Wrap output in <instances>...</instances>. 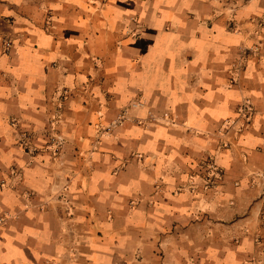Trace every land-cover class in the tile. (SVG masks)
I'll use <instances>...</instances> for the list:
<instances>
[{
    "label": "crops",
    "instance_id": "1",
    "mask_svg": "<svg viewBox=\"0 0 264 264\" xmlns=\"http://www.w3.org/2000/svg\"><path fill=\"white\" fill-rule=\"evenodd\" d=\"M245 100L250 123L224 127ZM52 119L56 158L41 149ZM252 261L264 0H0V264Z\"/></svg>",
    "mask_w": 264,
    "mask_h": 264
},
{
    "label": "built area",
    "instance_id": "2",
    "mask_svg": "<svg viewBox=\"0 0 264 264\" xmlns=\"http://www.w3.org/2000/svg\"><path fill=\"white\" fill-rule=\"evenodd\" d=\"M3 47L5 50H8L11 47L9 41H3ZM260 43L253 44L244 49H241L239 54V70L243 62L248 57H254L259 54ZM253 116V109L249 101H243L237 109V117L232 121H224L223 126L226 128H235L237 131L241 132L249 123ZM118 124V123H117ZM43 135L45 137L44 145L41 149L47 153L51 158H56L63 146L64 139L57 130L56 120L52 119L49 125L43 130ZM18 146L22 149L23 152L28 154H33L37 147L35 144V133L33 132H22L19 134ZM218 179L217 173L214 169L213 164H209L206 168L205 173V182L208 187H215L216 180ZM250 264H260V261H252Z\"/></svg>",
    "mask_w": 264,
    "mask_h": 264
}]
</instances>
